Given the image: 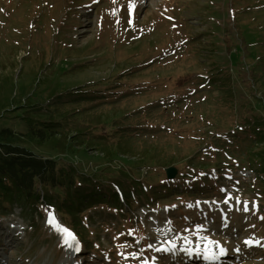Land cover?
Instances as JSON below:
<instances>
[{"label": "rangeland", "instance_id": "obj_1", "mask_svg": "<svg viewBox=\"0 0 264 264\" xmlns=\"http://www.w3.org/2000/svg\"><path fill=\"white\" fill-rule=\"evenodd\" d=\"M60 71L68 74L49 96L44 78ZM257 100L264 101V0H0V131L22 135L12 143L69 172L110 183L121 168L129 181L139 177L142 194L153 193L123 211L104 200L83 205L93 193L80 196L74 215L41 197L31 208L0 207V264H199L200 255L177 251L205 247L226 250L215 264H264V199L251 187L264 195V172L234 148L264 133ZM139 107L145 114L131 116ZM53 120L62 125L58 140L40 139ZM143 120L154 132L129 142L124 157L106 158L101 148L125 143L120 127ZM75 131L84 133L77 141L63 138ZM235 161L245 167H230ZM181 179H215L218 189L188 190L170 208L172 191L147 202ZM49 212L74 235L70 251L46 223Z\"/></svg>", "mask_w": 264, "mask_h": 264}, {"label": "trees", "instance_id": "obj_2", "mask_svg": "<svg viewBox=\"0 0 264 264\" xmlns=\"http://www.w3.org/2000/svg\"><path fill=\"white\" fill-rule=\"evenodd\" d=\"M186 38L183 41H187ZM79 71L76 68H72L71 71ZM36 71H34V78H36ZM68 72H59V75H57L54 79L48 77V75L44 78L46 80V86H44L43 91H47L49 93V96H53L59 94L57 92V85H59L60 78L67 75ZM37 80V79H36ZM208 81V80H206ZM38 83L41 82V80L37 81ZM207 84V82H205ZM82 85L76 86L81 87ZM75 87V88H76ZM70 89H65L63 94H66V96H69ZM58 98V97H57ZM55 98V99H57ZM54 103H57V100L54 101ZM256 107L260 108L262 115L260 116V119L257 121L258 123L264 124V101L257 100L255 103ZM53 111L56 110V107L58 104L54 105ZM59 107V106H58ZM49 111V109H47ZM133 114L131 116H138V115H144L145 113L142 110V107L136 108L132 111ZM126 113L123 114V118L125 117ZM57 118H60L58 116ZM105 123V122H104ZM61 123H58L56 120H53L50 122V131L48 134H42L40 133L38 137L46 138L48 135L52 136L54 138L57 135L58 127H61ZM142 125H126L123 127H120V130L118 132V139L123 138L125 143L120 144H114L112 146H104L103 150L106 152V158H109L111 161L116 159L115 157L118 156L119 152H126V146H129L130 143L136 142V137L139 135H144L148 133L154 132V125H149L146 123V120L141 121ZM233 131V130H232ZM76 132V131H75ZM259 132V131H258ZM262 132V131H260ZM29 135H33L28 132ZM84 134L83 132H76L73 134H67L64 135L67 136L66 138L72 141H77V137L79 135ZM225 134V133H223ZM253 138L251 141H245L242 143H239L238 146H235L234 148H237V150L242 151L243 158L246 160L253 162L252 167H259L264 172V133L258 134ZM0 207H4L6 209H10L13 205H19L23 206V208H31L32 206H35L36 202L39 200V198H42V202H50L54 201L55 206L59 207V212L62 215H74L75 213H78L81 211V209L78 207L77 202L80 199V196L86 197L88 194L93 193V197H89L87 201H82L83 205L85 202L91 201V202H100L103 201L107 202V204H121L124 205L122 207H105L106 209H114L118 208L120 211H123L124 207H130L135 204L139 199L149 196L151 193H144L142 194L143 190L146 192V187H140L141 183L137 180L139 177H136V174L132 175V180H128L127 175H124V172L121 168L112 170L114 175L111 178V182H103L101 180H92L88 174L81 173L79 174L77 171L73 170V167H71L70 172L66 170L63 166H60L58 163V160L55 159V157L47 156H38V154H34L33 152L29 151L25 147H20L12 143V138L19 139V137H22L20 134H14L9 128L2 129L0 131ZM71 139H70V138ZM55 140H58L57 137L54 138ZM68 141L65 144V148L70 149L73 147L72 143ZM130 142V143H129ZM210 142H207V144ZM55 144V142H54ZM52 144V145H54ZM41 147L40 144H37ZM87 146V145H85ZM216 146L219 145H212V143L209 144V147L211 149H215ZM119 153V154H118ZM143 157L145 160L152 159L153 153L150 152V150H144ZM121 158L124 156L123 154L120 155ZM72 166V165H71ZM205 169L209 167V164L203 165ZM230 167H245L242 166L238 161H235L233 164H229ZM96 167L95 169H97ZM100 170L105 169V167H99ZM179 169H183L182 166L179 167ZM216 173L221 172L214 170ZM180 173V172H179ZM113 175V174H112ZM181 177H184V175L181 174ZM166 180L165 174L163 173V177L159 179V181ZM192 182L188 181H181L180 184H177L176 181L171 180L169 181V185H167V192L165 193H158L157 199L156 197L152 199H147V202L149 203H155L159 201L161 198L169 197L167 194L168 192L174 193V200L171 204H168V206H173L176 202L183 199L184 194H189V188L192 187L197 191L199 194H211L206 192V190H217L218 185L216 184L215 179L206 180L204 179V182L197 183L196 181ZM214 185V187L211 186V184ZM209 184V185H208ZM182 187L181 191H177L178 187ZM135 187V188H133ZM180 187V188H181ZM251 187H255L257 191L261 193L262 198L264 199V195L261 192V188L259 186H256L255 184L251 183ZM131 188H133L131 190ZM158 188H162L161 186H158ZM99 189H103V191H100ZM186 189V190H185ZM99 190V191H98ZM152 191L153 188H150ZM255 191V192H257ZM155 192V191H154ZM214 192V191H213ZM142 194L140 196H137L136 194ZM61 194H63L65 197H61ZM110 194V195H107ZM149 194V195H147ZM107 195V196H105ZM120 196L123 198V200L120 201ZM50 200V201H48ZM83 200V198H81ZM53 204V203H52ZM264 206V202H262ZM77 205V206H76ZM80 205V206H83ZM119 211V212H120ZM141 231V236H142Z\"/></svg>", "mask_w": 264, "mask_h": 264}, {"label": "snow or ice", "instance_id": "obj_3", "mask_svg": "<svg viewBox=\"0 0 264 264\" xmlns=\"http://www.w3.org/2000/svg\"><path fill=\"white\" fill-rule=\"evenodd\" d=\"M113 2H115V0H113ZM133 12V4L130 2L129 3V16L131 17ZM113 15H115V11L112 13ZM129 24H131V19L129 20ZM248 207L247 204H245L244 206V211H247ZM46 223L53 228V230H55L56 232H58L64 241V244L68 245L69 247L73 246V243L75 241V237L74 235L66 228H63L62 226L59 225V223L56 221V218L54 217V215L49 212L48 214V219L46 220ZM244 243L246 245H251L252 243H254L252 240H245ZM255 243H259V241H256ZM151 247V246H150ZM76 250L78 251V247L76 248ZM159 251H165V249H158ZM238 250V249H237ZM224 249H220V254H224ZM206 259H216L217 257L215 255L212 256H206Z\"/></svg>", "mask_w": 264, "mask_h": 264}, {"label": "bare ground", "instance_id": "obj_4", "mask_svg": "<svg viewBox=\"0 0 264 264\" xmlns=\"http://www.w3.org/2000/svg\"><path fill=\"white\" fill-rule=\"evenodd\" d=\"M62 243H64V241L62 242ZM66 247H68V245H66V244H64ZM177 253H179V254H182L183 256H185L186 254H188L189 256H188V258H190L191 256L190 255H200V256H195V257H200L201 259H203L204 261H207V263H210V264H214V263H211L212 262V259H206L205 257L206 256H212V255H217L218 253L220 254V249H217V250H215V251H212V250H209V248H204V249H202V251L201 252H193V253H191L190 251H188V250H182V252L181 251H177ZM222 262H225L224 264H226V262H230L231 260L230 259H222L221 260Z\"/></svg>", "mask_w": 264, "mask_h": 264}, {"label": "water", "instance_id": "obj_5", "mask_svg": "<svg viewBox=\"0 0 264 264\" xmlns=\"http://www.w3.org/2000/svg\"><path fill=\"white\" fill-rule=\"evenodd\" d=\"M176 168L175 167H172V166H169L165 168V174H166V177L167 179H173L174 176L176 175Z\"/></svg>", "mask_w": 264, "mask_h": 264}]
</instances>
